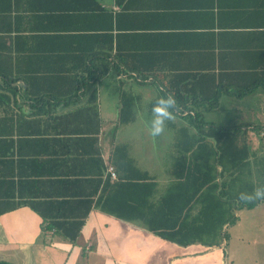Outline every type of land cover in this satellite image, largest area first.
I'll use <instances>...</instances> for the list:
<instances>
[{
    "label": "crops",
    "instance_id": "0c3cea01",
    "mask_svg": "<svg viewBox=\"0 0 264 264\" xmlns=\"http://www.w3.org/2000/svg\"><path fill=\"white\" fill-rule=\"evenodd\" d=\"M259 76L264 0H0V210H7L0 264H90L89 257L92 264H241L239 243L250 240L239 226L243 209L225 227L227 243L209 248L164 241L139 220L103 212L99 202L119 177L129 182L119 190L120 208L142 194L136 182L143 175L145 187L153 186L149 202L175 191L183 169L175 162L195 130L182 131L192 116L186 110L172 112L161 135L150 134L160 93L237 92ZM121 94L133 99L126 124ZM203 118L240 129L233 142L244 136L250 152L241 167L225 158L215 182L230 196L245 184L263 186L264 125L256 122H264V87L243 97L220 94ZM43 218L84 223L69 243L45 229Z\"/></svg>",
    "mask_w": 264,
    "mask_h": 264
},
{
    "label": "trees",
    "instance_id": "16d2710c",
    "mask_svg": "<svg viewBox=\"0 0 264 264\" xmlns=\"http://www.w3.org/2000/svg\"><path fill=\"white\" fill-rule=\"evenodd\" d=\"M259 79L255 80L250 88L237 92L215 90L211 94H207L208 92L201 91L165 90L160 93V97H167L168 95L174 97L176 104L170 109L171 112L181 114L180 112L189 110L192 113L187 128L182 131L195 130L192 136L187 133L189 139L187 140L190 145L187 142L189 145L187 150L178 156L175 162L178 167L183 168L180 174L174 176L176 180H180L175 183V186L171 187L175 191L173 193L172 191L167 192L156 203L149 202L153 193L150 192L153 190V186L147 184V187H145L144 181L146 178L143 175V177H140L141 182H136L140 184L139 189L142 194L140 193L138 199L130 200V202H128L129 200L125 201L120 208L116 202L119 190H122V186L127 185L129 182L119 177L117 181L110 184L107 190V198L99 202L100 209L121 220H139L147 231L164 241L179 246L199 243L210 248L220 247L222 244L227 243L229 235L225 231V227L232 226L237 221L238 218L235 212L264 203V197L257 198L254 195L256 189L252 184H245L236 195L230 196L224 183L218 184L215 182L217 175L213 172L216 166H222L225 158L229 157L232 161L237 162L239 166H245L243 161L249 157L250 152L244 136V138H240V143L233 142L235 138L239 137L238 134L243 133L240 129H227L209 124L204 120L203 114L216 108L220 94L230 93L243 97L259 85L264 87V79L261 80V76H259ZM184 97L186 103L183 102ZM201 98L204 99L202 106H200ZM120 104L119 121L126 124L131 119L129 114L133 99L127 94H121ZM260 133H264V131ZM183 135L186 136L185 132H183ZM208 137L213 139L214 145L204 142ZM194 147H196L195 150H193ZM201 148L204 153H201L198 161L197 158ZM189 151H193L190 160H193L195 165L192 166L189 165L190 161L187 159V152ZM232 151H235V154L232 155ZM262 165V168H264V164ZM209 170L211 174H208ZM230 192L232 193V190ZM242 194L251 195L253 198L243 200L240 198ZM127 205H130L129 209L124 208ZM138 209L142 211V215L125 214V212H136ZM194 209L195 212H193ZM5 211L7 210H0V214ZM43 221L46 222L45 229L56 231L61 238L69 243H74L77 240L84 223L83 218L79 220H49L43 218Z\"/></svg>",
    "mask_w": 264,
    "mask_h": 264
},
{
    "label": "rangeland",
    "instance_id": "374dc122",
    "mask_svg": "<svg viewBox=\"0 0 264 264\" xmlns=\"http://www.w3.org/2000/svg\"><path fill=\"white\" fill-rule=\"evenodd\" d=\"M262 123L264 122H256V125H264ZM178 127L179 123H175L174 126L168 129V132L173 133ZM164 130H167L165 124ZM248 131L253 132L250 129ZM253 135L255 138L257 137L256 131L253 132ZM261 137L264 138V133L261 134ZM261 146H264L263 142ZM256 189H264V186H258ZM256 206L244 208L240 218L239 226H242L240 230H245L246 233L250 234L249 242H246V244L239 243L241 249L238 253L241 264H264V203H261L258 207ZM88 260L92 264V258L89 257L85 261Z\"/></svg>",
    "mask_w": 264,
    "mask_h": 264
},
{
    "label": "clouds",
    "instance_id": "9594fccd",
    "mask_svg": "<svg viewBox=\"0 0 264 264\" xmlns=\"http://www.w3.org/2000/svg\"><path fill=\"white\" fill-rule=\"evenodd\" d=\"M176 104L174 97L168 95L167 97H160L156 100L152 107L153 118L150 121L149 129L152 136H159L164 130L165 120L173 118L172 109ZM257 198L264 197V189H257L255 192ZM241 199L250 200L253 197L251 195L242 194Z\"/></svg>",
    "mask_w": 264,
    "mask_h": 264
},
{
    "label": "built area",
    "instance_id": "2783aa9c",
    "mask_svg": "<svg viewBox=\"0 0 264 264\" xmlns=\"http://www.w3.org/2000/svg\"><path fill=\"white\" fill-rule=\"evenodd\" d=\"M261 134H262V133H261ZM110 175H111L112 178H115V174H114V171H113L112 168H110Z\"/></svg>",
    "mask_w": 264,
    "mask_h": 264
}]
</instances>
